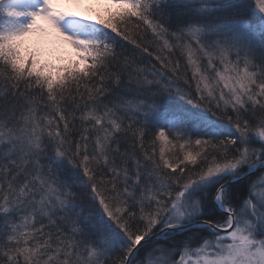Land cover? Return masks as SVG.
<instances>
[{"label": "snow or ice", "instance_id": "6c2138e0", "mask_svg": "<svg viewBox=\"0 0 264 264\" xmlns=\"http://www.w3.org/2000/svg\"><path fill=\"white\" fill-rule=\"evenodd\" d=\"M0 264H264V0H0Z\"/></svg>", "mask_w": 264, "mask_h": 264}, {"label": "rangeland", "instance_id": "374dc122", "mask_svg": "<svg viewBox=\"0 0 264 264\" xmlns=\"http://www.w3.org/2000/svg\"><path fill=\"white\" fill-rule=\"evenodd\" d=\"M61 7L65 11L76 12L78 14H86L85 9L83 7H76L75 5L68 4V3L62 4ZM36 40H37V37L35 36L28 37L26 39L25 49L33 47L36 43Z\"/></svg>", "mask_w": 264, "mask_h": 264}]
</instances>
